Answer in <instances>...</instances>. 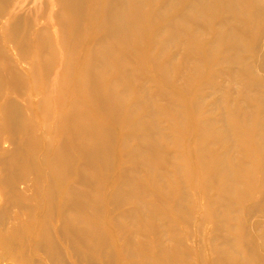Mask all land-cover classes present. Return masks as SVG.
Returning <instances> with one entry per match:
<instances>
[{"label":"bare ground","instance_id":"obj_1","mask_svg":"<svg viewBox=\"0 0 264 264\" xmlns=\"http://www.w3.org/2000/svg\"><path fill=\"white\" fill-rule=\"evenodd\" d=\"M40 1L0 0V261L264 264V0Z\"/></svg>","mask_w":264,"mask_h":264},{"label":"rangeland","instance_id":"obj_2","mask_svg":"<svg viewBox=\"0 0 264 264\" xmlns=\"http://www.w3.org/2000/svg\"><path fill=\"white\" fill-rule=\"evenodd\" d=\"M49 1V0H48ZM29 2V3H28ZM41 2V4H42V6L43 5H46L47 4V0H41L40 1ZM32 0H27V3H26V5L23 7V8H21L20 10H17V12H16V18H15V22L16 21H19L20 22V25H22V26H26V27H28L29 25H28V21L30 20H32L31 19V13H32V9H31V7H32ZM39 5H41L40 3H38ZM28 9H31V12L28 10ZM54 9H56V10H59V6H57V7H55ZM13 21V22H14ZM40 26L41 27H48V25L47 24H45V23H42V24H40ZM3 41H2V35H1V33H0V47L2 48V50L4 51V52H6L7 53V55L11 58V52H10V50H9V46H6V47H4L3 46ZM27 96V95H26ZM42 156V152L40 153V156L39 157H41ZM43 171H45V170H43ZM41 189V191H45L44 189H43V187H41L40 188ZM22 203V202H21ZM29 205V203L26 201V202H23L22 203V206L23 207H27ZM16 208L12 205V204H10V205H8L7 206V210L8 211H6V214L5 215H7L9 212H10V214L13 212V210H15ZM44 209H41V210H38L37 212H36V215H37V226H36V229H38V221H39V219L40 220H42L43 218H44ZM255 218V217H254ZM6 219V218H5ZM212 236V235H211ZM210 236V234H208L207 232H205L204 231V233H203V231L202 232H198V234L197 233H193V235H191V237H193V240H192V244L194 243V249H196V251H198L199 250V246H201V243H202V240L203 241H206V240H209V239H211L212 237ZM211 237V238H210ZM191 250V249H190ZM203 250V249H202ZM196 253H198V252H196ZM201 253V252H200ZM202 253H204L203 255H204V258L206 257H210V252L208 251V250H206V249H204L203 251H202ZM37 256V258H40L43 262H44V264H47V263H45V257H44V255L42 254V253H40L39 255H36ZM196 258V257H195ZM66 259H68L67 260V263L68 264H72L73 262L71 261V259L68 257V258H66ZM197 259H198V257H197ZM70 262V263H69ZM0 264H16V263H14V262H12V260H9V259H5V260H2V261H0Z\"/></svg>","mask_w":264,"mask_h":264}]
</instances>
